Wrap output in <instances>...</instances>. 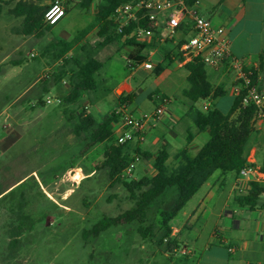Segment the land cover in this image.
Instances as JSON below:
<instances>
[{"label": "rangeland", "instance_id": "374dc122", "mask_svg": "<svg viewBox=\"0 0 264 264\" xmlns=\"http://www.w3.org/2000/svg\"><path fill=\"white\" fill-rule=\"evenodd\" d=\"M28 1L47 7L54 2ZM79 2L65 0L69 13L52 32L42 37L18 34L23 20L8 13L14 3L5 6L0 15V189L12 187L0 197V264H162L159 254L148 259L149 245L138 233V224L112 228L97 239L83 240L85 229L104 216L117 217L131 209L134 202L122 184L111 185L107 170H99L83 179L102 159L104 146H97L78 158L84 137L76 138L73 134L64 106L42 107L39 102L49 95L47 91L61 100L68 93L69 84H59L54 79L53 73L60 69V63L54 60L50 47L57 39H73L93 21L97 2L89 12L82 10ZM97 34L96 29L86 42L95 43ZM182 37L175 36L176 39ZM129 51L130 48L118 44L99 52L97 58L104 63L99 80L103 88L111 92L101 93L99 98L93 94L85 96L72 106L76 114L85 104L101 120L118 109L120 95L133 92H138L139 97L131 110H145L148 96L155 90L173 100L188 87L187 80L182 78L188 74L184 69L170 68L160 77L154 76L153 71L130 70ZM89 100L92 105L88 104ZM173 104L177 106L182 102L173 101ZM224 112L227 113V109ZM189 125L193 130V124ZM186 138L185 133L181 138L183 143ZM75 158L78 159L74 169L82 172L76 175L78 182L74 183L68 176L71 169L67 167ZM169 163L177 164L174 158ZM144 176H153L147 161H141L129 179ZM217 177L218 174L214 179ZM176 195L177 190L173 188L158 200L149 213L148 225L160 222L161 213L171 208ZM22 204L36 226L32 232L23 234L19 244L12 248L10 231L18 224ZM180 219L181 214L172 225L177 226Z\"/></svg>", "mask_w": 264, "mask_h": 264}, {"label": "trees", "instance_id": "16d2710c", "mask_svg": "<svg viewBox=\"0 0 264 264\" xmlns=\"http://www.w3.org/2000/svg\"><path fill=\"white\" fill-rule=\"evenodd\" d=\"M55 1V0H54ZM199 0H185L187 6H194ZM96 11L93 21L79 31L71 40L57 39L51 44L53 57L60 63L59 70L53 73L57 83L62 84L68 79V93L58 105L64 106V113L68 122L73 127L76 138L83 139V149L78 158H82L91 149L103 145L100 162L86 174L88 176L99 170H107L111 185L122 184L129 193L134 206L117 217L104 216L98 223L83 231V240L88 242L97 239L112 228L126 227L138 224V233L149 245L148 259L154 258L158 253L167 256L170 260L180 250V241L173 238L172 221L183 211L194 196L212 179L216 173L222 175L232 174L240 176L241 171L253 164L248 162V156L255 141L257 108L253 104L245 105L243 98L245 93L236 96L231 110L225 114L217 108V101L226 95L223 86H214L209 78L207 67L200 57L186 63L183 69L187 71L188 87L180 96L172 99L161 94L159 90L152 92L148 99L157 107L168 101L180 100L188 107L186 117L192 121L195 131H187V145L193 142L198 134L208 133L209 140L194 157L190 158L187 149L182 150L177 156L179 161L171 166L169 146L163 145L157 152L150 153L143 150L142 142L131 141L121 145L118 143L114 125L121 119V114L114 109L109 115L98 120L90 111L88 105H82L77 112L72 106L79 104L87 95L109 94L111 90L103 88V82L99 80L104 68L97 55L100 51L110 46L122 44L130 48L128 54V68H138L146 59V51L157 49L161 62L153 70V75L160 77L167 69L175 68L178 62L183 61V42L174 45V40L161 43L157 34L150 41L140 40L133 35L138 24L120 30L114 21L115 10L123 3L122 0H80L82 10L89 12L95 3ZM15 4L8 13L18 19H22L21 29L18 34L23 36L42 37L52 32L55 26L46 23L45 14L50 6H43L28 0H0V15L4 7ZM67 14L69 11L67 10ZM140 26L150 28L152 25L143 21ZM184 28V27H181ZM98 30L95 43L86 42L87 37ZM78 48V49H77ZM264 63L261 61L260 70ZM254 82H258V70H253ZM49 91H47V94ZM138 92L124 93L118 98V107H127L136 103ZM99 98V96H98ZM42 107L47 106L45 99H40ZM199 102H208L207 111L197 107ZM92 105V101H88ZM136 156L141 161L152 160V177L144 176L138 180H130L123 176L126 168L135 161ZM75 158L67 167L74 169ZM264 172V163L262 167ZM19 181L15 185L19 184ZM14 185V186H15ZM12 187L1 190L0 197ZM176 188L177 195L171 208L163 211L158 224H149V213L152 207L163 198L168 191ZM264 197V182L251 181L246 192H237L234 203L242 208L256 210ZM25 204L21 205L17 218V226L10 231V246L16 247L21 236L35 229L36 221L24 212Z\"/></svg>", "mask_w": 264, "mask_h": 264}, {"label": "crops", "instance_id": "0c3cea01", "mask_svg": "<svg viewBox=\"0 0 264 264\" xmlns=\"http://www.w3.org/2000/svg\"><path fill=\"white\" fill-rule=\"evenodd\" d=\"M194 6L207 15L215 26L227 29L232 55L246 61L249 68L260 71L259 86L264 90V68L260 70L261 61L264 63V0H199ZM165 32L162 30L161 33L165 35ZM179 34L183 37L175 38L174 45L186 43L194 36L190 21L178 31L177 35ZM157 54L160 60L158 50ZM183 66L178 62L174 69L180 71ZM207 71L211 83L216 87L223 86L226 91V95L216 105L227 114L236 99L233 92L234 75L212 68ZM187 77L188 74L182 78ZM161 94L170 98L163 92ZM205 105L209 107L210 104L199 102L197 107L203 110ZM131 106H127L125 110L134 114L154 113L157 107L150 100L146 103L145 110H131ZM120 109L118 107L117 110ZM225 109L227 113L224 112ZM187 112L188 107L184 103L174 106L172 102L166 108L162 121L141 144L143 150L155 153L163 145H168L171 158L176 160V156L184 149H187L190 158H194L208 142L209 135L198 134L189 145L187 141L182 142L183 135L191 130L189 124L192 121L186 117ZM249 154L253 167L261 173L264 163V122L256 127L255 141ZM176 162L179 163L178 160ZM147 163L152 167V160ZM217 174L218 177L214 179ZM215 175L180 213L181 219L177 226L172 223L180 214L171 223L172 237L180 241V251L186 249L192 253L184 255L178 252L171 260L158 253L163 258L162 264L165 261L179 264L177 262L181 260H185V264H264V197L258 209L242 208L234 203L240 176L220 173ZM254 179V174L243 178V188L248 189L249 183ZM229 249H234V252ZM174 259L178 261L174 262Z\"/></svg>", "mask_w": 264, "mask_h": 264}, {"label": "built area", "instance_id": "2783aa9c", "mask_svg": "<svg viewBox=\"0 0 264 264\" xmlns=\"http://www.w3.org/2000/svg\"><path fill=\"white\" fill-rule=\"evenodd\" d=\"M65 0L54 1L45 14L46 23L51 26H57L66 17ZM123 3L115 10L114 21L120 30L132 25L138 24L133 35L140 40L150 41L157 34L160 35L161 43L168 40H174L178 31L184 27L188 21L192 25L194 36L183 44L182 50L184 59L181 64H186L196 57H200L207 68L215 69L222 73H231L234 75V95L239 96L245 93L243 103L253 104L258 112L256 115V125L264 122V90L261 89L258 82H254L253 72L247 66L246 61L234 57L231 53V44L227 37V29L215 26L210 19L202 14L195 6L189 7L185 0H122ZM143 21H148L152 26L146 28L140 26ZM162 30L167 34L163 35ZM35 57V54H32ZM161 60V59H160ZM158 58L157 49H149L146 51V59L142 65L136 70L144 69L153 71L161 61ZM63 85L69 84L65 79ZM46 97L48 105L60 104L61 99L52 96L51 92ZM172 102L166 100L164 104L156 107L154 113H143L135 115L127 112L126 107H122L118 112L121 119L114 125L115 137L119 144L124 145L131 141L144 142L147 135L151 133L162 121L166 113V108ZM208 106H204L203 110L207 111ZM251 155L248 156V162L251 163ZM141 162L140 157L136 156L125 170L123 176L131 178ZM81 169H71L68 176L75 183L76 175L81 173ZM254 174L253 181L264 180V175L254 167H250L241 171L238 180L237 190L240 193L246 192L248 189L243 188V178ZM87 176L83 175V179ZM249 188V186H248ZM234 252V249H229ZM181 254H191V250L178 251Z\"/></svg>", "mask_w": 264, "mask_h": 264}]
</instances>
